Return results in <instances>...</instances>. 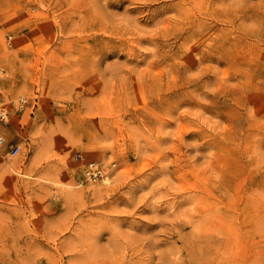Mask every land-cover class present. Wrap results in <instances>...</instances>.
<instances>
[{
    "label": "rangeland",
    "instance_id": "1",
    "mask_svg": "<svg viewBox=\"0 0 264 264\" xmlns=\"http://www.w3.org/2000/svg\"><path fill=\"white\" fill-rule=\"evenodd\" d=\"M0 107V264H264V0H0Z\"/></svg>",
    "mask_w": 264,
    "mask_h": 264
},
{
    "label": "built area",
    "instance_id": "2",
    "mask_svg": "<svg viewBox=\"0 0 264 264\" xmlns=\"http://www.w3.org/2000/svg\"><path fill=\"white\" fill-rule=\"evenodd\" d=\"M8 118V114L4 109L0 107V121L6 122ZM6 140L3 135L0 134V148L5 146ZM10 153L12 156H16L20 152V148L15 145H11L9 147ZM85 178L89 180H97L103 176L101 167L97 163H90L87 165L86 169L84 170Z\"/></svg>",
    "mask_w": 264,
    "mask_h": 264
},
{
    "label": "bare ground",
    "instance_id": "3",
    "mask_svg": "<svg viewBox=\"0 0 264 264\" xmlns=\"http://www.w3.org/2000/svg\"><path fill=\"white\" fill-rule=\"evenodd\" d=\"M51 169H52V168H51ZM53 169H54V168H53ZM56 171H57V169H56ZM59 172H61V171H59ZM59 172H58V173H59ZM51 173H52V172H51ZM53 173H54V172H53ZM58 173H57V174H58ZM48 174H49V173H48ZM52 177H54V176H52ZM54 178H55V177H54ZM56 178H57V177H56ZM56 178H55V179H56ZM102 178H103V177H102ZM49 179H51V178H49ZM108 179H109V178H107V177L104 178L105 181H108ZM57 180H58V179H57ZM60 181H61V180H60ZM61 184H62V183H61ZM62 185H63V184H62ZM65 185H66V183H65ZM66 189H69V190L71 189V190H72V187L68 185ZM69 190H68L67 192H69ZM74 190H75V189H74ZM64 191H65V190H64ZM75 192H77V191H75ZM67 194H68V193H67ZM69 194H70L71 196H73L75 193L69 192ZM79 194H80V193H79ZM76 196H77V195H76ZM77 197H78V196H77ZM79 198H80V197H79Z\"/></svg>",
    "mask_w": 264,
    "mask_h": 264
}]
</instances>
